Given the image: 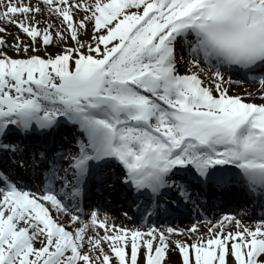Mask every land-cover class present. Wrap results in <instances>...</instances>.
Returning <instances> with one entry per match:
<instances>
[{"label":"snow or ice","instance_id":"obj_1","mask_svg":"<svg viewBox=\"0 0 264 264\" xmlns=\"http://www.w3.org/2000/svg\"><path fill=\"white\" fill-rule=\"evenodd\" d=\"M0 264H264V0H0Z\"/></svg>","mask_w":264,"mask_h":264},{"label":"bare ground","instance_id":"obj_2","mask_svg":"<svg viewBox=\"0 0 264 264\" xmlns=\"http://www.w3.org/2000/svg\"><path fill=\"white\" fill-rule=\"evenodd\" d=\"M233 90L238 91L239 93H243L245 91H254L255 88H253V87L246 88V87H242L240 85H235V86H233ZM238 92H236V93H238ZM258 102H260V101L258 100ZM104 211H106V210H103L102 212H104ZM186 226H190V225L185 224L184 227H186Z\"/></svg>","mask_w":264,"mask_h":264}]
</instances>
